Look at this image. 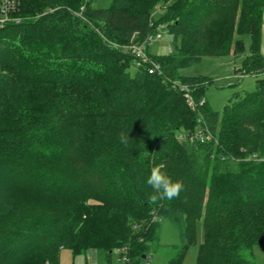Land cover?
<instances>
[{
    "label": "trees",
    "instance_id": "trees-1",
    "mask_svg": "<svg viewBox=\"0 0 264 264\" xmlns=\"http://www.w3.org/2000/svg\"><path fill=\"white\" fill-rule=\"evenodd\" d=\"M94 1L20 0L19 23L0 28V264H59L62 249L141 264L163 220L179 241L166 264L192 245L195 264H253L264 245V0ZM160 27L174 50L147 49L149 72L129 47ZM227 54L253 90L219 112L187 106L177 86L197 105L209 83L178 68ZM205 129L209 141L195 137ZM154 166L183 184L177 197L145 184Z\"/></svg>",
    "mask_w": 264,
    "mask_h": 264
},
{
    "label": "rangeland",
    "instance_id": "rangeland-1",
    "mask_svg": "<svg viewBox=\"0 0 264 264\" xmlns=\"http://www.w3.org/2000/svg\"><path fill=\"white\" fill-rule=\"evenodd\" d=\"M110 0H95L94 8H106ZM161 6H157L154 18L161 14ZM160 39L151 43L148 52L151 55H167L174 50L173 37L167 32H161ZM245 53L248 51L250 40L248 36H243ZM264 57V38L261 47ZM241 57L231 54L223 56H203L196 63L178 68L177 72L182 78H201L209 85L203 92V98L212 111L219 112L233 98V94L240 91H252L255 78L250 75L235 74L239 67ZM201 227L197 228L196 239L201 241ZM158 248L150 254L148 259L142 264H166L173 256L172 247L178 245V234L175 227L167 220H163L158 234ZM253 264H264V245H258L252 250ZM197 245L187 248L181 264H195ZM59 264H120L118 252L113 251L106 259L103 252L98 250H88L84 253L72 255L69 250L62 249L59 255Z\"/></svg>",
    "mask_w": 264,
    "mask_h": 264
},
{
    "label": "built area",
    "instance_id": "built-area-1",
    "mask_svg": "<svg viewBox=\"0 0 264 264\" xmlns=\"http://www.w3.org/2000/svg\"><path fill=\"white\" fill-rule=\"evenodd\" d=\"M19 1L20 0H0V28L4 27L5 25L9 23H19L20 18L16 16L19 8ZM160 27L155 34L148 35L144 42L140 45H132L129 47V49L135 54L136 58H139L144 63H151L152 69L149 70V72H153L157 70V66L152 64V62L149 60L147 56V49L151 45V43L157 39H160L161 35L160 33L165 32ZM179 92L182 94L187 106L191 108H195L198 106H202L205 103L204 99H201L198 101L197 105L194 103V100L191 96L192 90L187 85H178L177 86ZM195 137H197L199 140H205L209 141L211 139L210 134L205 129L204 132L199 131ZM125 261V260H123ZM142 264V263H141Z\"/></svg>",
    "mask_w": 264,
    "mask_h": 264
},
{
    "label": "clouds",
    "instance_id": "clouds-1",
    "mask_svg": "<svg viewBox=\"0 0 264 264\" xmlns=\"http://www.w3.org/2000/svg\"><path fill=\"white\" fill-rule=\"evenodd\" d=\"M145 184L150 186L154 192L158 191L160 197L169 200L177 197L183 190V184L180 181L172 180L161 170L160 166H154L151 168ZM157 199L158 197L155 194L150 196V200L153 202Z\"/></svg>",
    "mask_w": 264,
    "mask_h": 264
},
{
    "label": "crops",
    "instance_id": "crops-1",
    "mask_svg": "<svg viewBox=\"0 0 264 264\" xmlns=\"http://www.w3.org/2000/svg\"><path fill=\"white\" fill-rule=\"evenodd\" d=\"M264 38V11H263V20H262V25H261V45H260V53H261V47H262V42ZM262 54V53H261ZM263 56V55H262ZM264 58V57H263ZM254 249V248H253ZM253 252V251H252ZM251 259L253 260V254H251Z\"/></svg>",
    "mask_w": 264,
    "mask_h": 264
}]
</instances>
